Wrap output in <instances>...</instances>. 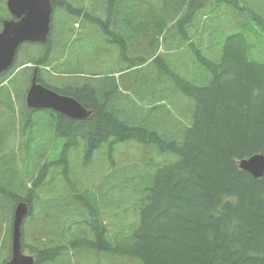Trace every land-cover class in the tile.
<instances>
[{"label":"trees","instance_id":"16d2710c","mask_svg":"<svg viewBox=\"0 0 264 264\" xmlns=\"http://www.w3.org/2000/svg\"><path fill=\"white\" fill-rule=\"evenodd\" d=\"M91 1L104 14L70 0L53 6L72 29L91 23L106 34L90 38L87 29L86 38L62 40L90 39L93 64L104 43L114 44L122 57L108 58L119 67L80 76L63 66L81 57L57 64L46 86L91 115L48 119L46 136L35 128L17 149L23 169L0 163V264L11 257L19 201L30 204L23 245L36 264H85L88 256L96 264H264V177L238 166L264 153V0ZM51 45L18 67L51 66ZM22 77L24 91L7 97L8 107L25 104L31 77ZM14 78L1 74L0 88ZM134 146L161 157H134ZM121 156L133 159L122 164ZM93 165L109 168L107 196L118 190L119 204L104 202V181H86Z\"/></svg>","mask_w":264,"mask_h":264},{"label":"water","instance_id":"95a60500","mask_svg":"<svg viewBox=\"0 0 264 264\" xmlns=\"http://www.w3.org/2000/svg\"><path fill=\"white\" fill-rule=\"evenodd\" d=\"M7 7L19 21L4 22L0 33V73L14 64L22 43H45L50 32L51 0H8ZM28 105L37 109L52 108L75 120H85L89 112L75 99L59 96L33 81ZM239 168L255 179L264 177V154H255L238 162ZM29 213L25 202L16 205L12 224V257L8 264H35V258L22 250V225Z\"/></svg>","mask_w":264,"mask_h":264},{"label":"rangeland","instance_id":"374dc122","mask_svg":"<svg viewBox=\"0 0 264 264\" xmlns=\"http://www.w3.org/2000/svg\"><path fill=\"white\" fill-rule=\"evenodd\" d=\"M4 2H5V0H0V6H3ZM79 2H80V6H83L84 4H86L89 1L80 0L77 3L79 4ZM90 2H91L90 6H89L90 12L95 10L96 14H104V12L101 9L96 8L98 4L93 5L91 0H90ZM98 11H100V13ZM60 12H61L60 13V15H61L63 13V11H60ZM0 26H1V23H0ZM87 29H88V32L90 34V38H92L93 35H95L97 32H100L103 35L106 34V30L101 29L100 26L97 24L87 23ZM104 45L105 46H102L104 49V53L100 55V57H103V58L101 59V61L98 64H93V62H91V61L88 62L89 57H93L92 52H93V48H94L90 39H84L81 43H77L75 45H73L72 43L69 44V48L66 51L65 57H69L70 61H71V58H73V57H81L79 59V62L81 64L64 65L63 69H65L66 72L69 73L70 75H73L72 69L78 68L81 72V73H79L80 76H88L89 74L93 73L94 70H102L103 69L106 72L116 70L120 64L119 60L118 59H110L108 57H122V55H120V52H118L114 48V44H110L109 42H107V43H104ZM54 46H55V43L53 42V47ZM28 47H32V45H28V44L23 45V47H22L23 52L19 53V55H18L19 61L25 60L27 58H31V59L34 58V57H27L29 51L26 52V48H28ZM33 47H36L38 51L40 50L39 45H33ZM109 50H111V51H109ZM64 62H65V59L61 60L58 63V65L63 64ZM58 65L56 64L55 69L57 68ZM22 74H24V73H22ZM22 74L16 75L15 78L13 80H11L9 83L6 82L1 86V88H0V102H3V103H4V101L9 102V100L7 98L9 96H11L13 101H15L17 95L21 93V89L23 92L24 88L20 84L23 81V77L21 78ZM43 76L46 78L49 76V73L44 72ZM24 113L26 114V112H24ZM41 115L45 118L47 117L46 113L41 112ZM23 118H22V124H23V122L26 121V119H23ZM34 121L39 122L36 117L34 118ZM6 125L7 124H6V120H5V115L4 114L1 115V109H0V145L4 142L5 138L7 137ZM45 126L47 127L48 124L46 123ZM59 141H61V140L58 137L54 139L53 143L55 146L52 147V151H51L52 154L57 155L59 153V151H60L59 145H58ZM40 146H41V143L38 147H35V145H34V150H36L37 155L42 154L44 151V147H41L40 151L38 152ZM1 148H3V146ZM6 149H7V152L0 153V158L2 159V161H4L10 155L9 147H6ZM133 151H135V153L132 154L134 157L138 156V157L144 158L146 160L147 159L156 160L159 157H161L157 153L158 152L157 150L155 151L156 153H152L150 150H144L142 147L137 148L134 146L132 148H129L130 153H133ZM54 157H56V156H54ZM54 157H52V158H54ZM52 158H49V159H52ZM120 159L122 161V164H127V163L131 162L133 158L121 156ZM18 162H20V161H18ZM101 174H102L101 165H93L92 169H89L86 173V181L95 183V182H97V180H99ZM107 174H109V168L107 169ZM119 174L122 176L132 175V173L130 171H126L124 169L119 170ZM23 176H24L23 178L25 180L26 174L23 173ZM108 187H109V180L106 177L105 178V184H104V191L106 193V197L104 198V202L106 204H119L121 201L119 199L118 190H114L110 194V196L108 197L107 196ZM56 191L58 192V190H56ZM57 196H58V193H57ZM44 198H47L45 194L42 195L41 199H44ZM26 240H29L28 235H27ZM88 257H89V259H88L87 263H85V264H96L93 261L94 259L91 256H88ZM103 264H107V259H104Z\"/></svg>","mask_w":264,"mask_h":264},{"label":"flooded vegetation","instance_id":"af4514ba","mask_svg":"<svg viewBox=\"0 0 264 264\" xmlns=\"http://www.w3.org/2000/svg\"><path fill=\"white\" fill-rule=\"evenodd\" d=\"M72 29V28H71ZM73 30V29H72Z\"/></svg>","mask_w":264,"mask_h":264}]
</instances>
